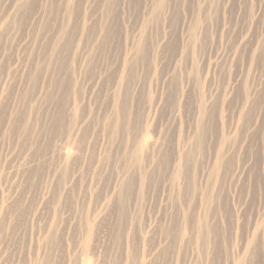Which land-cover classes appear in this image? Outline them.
Listing matches in <instances>:
<instances>
[{"label":"rangeland","instance_id":"374dc122","mask_svg":"<svg viewBox=\"0 0 264 264\" xmlns=\"http://www.w3.org/2000/svg\"><path fill=\"white\" fill-rule=\"evenodd\" d=\"M68 1L0 0V264H264V0Z\"/></svg>","mask_w":264,"mask_h":264},{"label":"bare ground","instance_id":"6f19581e","mask_svg":"<svg viewBox=\"0 0 264 264\" xmlns=\"http://www.w3.org/2000/svg\"><path fill=\"white\" fill-rule=\"evenodd\" d=\"M68 0H66V2H67ZM165 1L166 0H161L160 1V6L161 7H163L164 6V3H165ZM65 2V3H66ZM69 2V1H68ZM67 2V3H68ZM67 3L65 4V6H66V10H67ZM67 20H69L70 21V16H67V17H65ZM64 23V22H63ZM65 25V29H63V28H61L60 29V32H62V34H63V36H65V34H66V32H67V28H68V24H64ZM140 50H141V47H140ZM56 53H58L59 54V50L57 51L56 50ZM181 53H183V51H181ZM140 54V53H139ZM182 55V54H181ZM132 60V58H130L129 60H127V62L129 63L130 61ZM206 114V113H205ZM204 116V115H203ZM123 118V117H122ZM116 125V123L114 122V121H112V122H110V127L111 128H113L114 126ZM203 125V124H202ZM202 130L204 129V128H201ZM199 132V131H198ZM203 133V132H202ZM202 133H200V134H202ZM195 137H196V135H195ZM194 140V139H193ZM201 140H202V137H200V135L198 136L197 135V137L195 138V144L197 145V147L201 144ZM200 149V148H199ZM63 153L65 154V155H67L68 154V152H66V151H63ZM134 154V156H136L135 158L136 159H139L138 158V155H137V153L135 154V153H133ZM188 156V155H187ZM183 162H181V159H179V158H177V159H175V157H174V170H173V173H172V175H175V176H178V175H181V173H182V170H184V169H182V168H184L183 166H184V164L183 165H181ZM137 165V164H136ZM184 172V171H183ZM185 175V174H184ZM152 174H150L149 176H148V178L149 179H151L152 178ZM22 211H20V213H21ZM18 213H19V211H17V217H18ZM21 215V214H20ZM19 215V216H20ZM1 218V217H0ZM14 221H15V219H14ZM20 221V220H19ZM16 222V221H15ZM19 223V222H18ZM17 224V223H16ZM15 225V224H14ZM16 228V227H15ZM17 230V229H16ZM197 232H198V235H199V238L200 239H202V241H204V240H206L205 239V237H206V235H208L209 236V232H212L211 230H209L208 228H207V225L205 224V223H201V225L199 226V229L197 230ZM120 246V245H119ZM117 247V246H116ZM116 249H118V248H116ZM117 251V250H116ZM121 252V251H120Z\"/></svg>","mask_w":264,"mask_h":264}]
</instances>
